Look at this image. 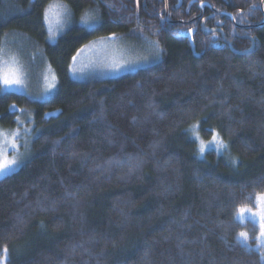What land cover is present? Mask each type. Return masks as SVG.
I'll use <instances>...</instances> for the list:
<instances>
[{
    "label": "trees",
    "instance_id": "1",
    "mask_svg": "<svg viewBox=\"0 0 264 264\" xmlns=\"http://www.w3.org/2000/svg\"><path fill=\"white\" fill-rule=\"evenodd\" d=\"M54 1L71 12L50 43L44 16ZM181 1L167 0L169 19L202 11L224 37L214 42L200 21L170 26L183 35L162 29L164 0H0V49L25 36L58 79L47 100L0 91V124L15 125V105L36 131L30 158L0 178L5 264H264L253 248L257 225L236 218L264 193V25L236 29L199 8L207 2L237 23H259L261 0ZM244 33L254 46L240 54L251 46ZM110 35L150 39L156 60L73 78L78 50ZM195 124L225 150L200 155L188 130Z\"/></svg>",
    "mask_w": 264,
    "mask_h": 264
},
{
    "label": "rangeland",
    "instance_id": "2",
    "mask_svg": "<svg viewBox=\"0 0 264 264\" xmlns=\"http://www.w3.org/2000/svg\"><path fill=\"white\" fill-rule=\"evenodd\" d=\"M69 7L60 1H54L45 12L44 22L48 32V41L55 43L58 36L66 28L70 21ZM4 42L0 49V91L16 92L24 94L35 100H47L56 92L58 79L55 70L47 56L40 48L34 47L23 35H12ZM156 51V52H155ZM158 51L148 38L106 36L95 39L78 50L70 64V74L75 79L106 78L117 76L136 68L147 66L156 60ZM18 80L19 83L4 84V78ZM11 111L17 112L15 125L13 127L0 124V161L16 160V164L0 173V178L17 170L31 156V141L36 135L32 116L29 112L18 109L12 105ZM191 136L197 141L199 154L208 150L222 153L225 145L218 135L211 132L210 137H201L199 128L195 124L189 129ZM213 136L216 140L213 141ZM204 151L201 152V145ZM264 194V193H263ZM250 212H256L255 208L243 207ZM239 213L237 212L236 218ZM240 222L251 221L259 228V221L255 222L248 213L238 219ZM257 235L255 249L264 251V237ZM243 245L250 247L249 241ZM0 264H5V258L0 259Z\"/></svg>",
    "mask_w": 264,
    "mask_h": 264
},
{
    "label": "flooded vegetation",
    "instance_id": "3",
    "mask_svg": "<svg viewBox=\"0 0 264 264\" xmlns=\"http://www.w3.org/2000/svg\"><path fill=\"white\" fill-rule=\"evenodd\" d=\"M137 1V0H136ZM165 1V0H164ZM181 1V0H180ZM262 1V0H261ZM261 1H260V4H259V10H260V12L262 13V20H263V17H264V2H263V4H262V6H261ZM182 2V1H181ZM204 3V2H203ZM181 4V3H180ZM179 4V5H180ZM200 4H202V3H200ZM199 4V5H200ZM167 5H168V3H167ZM179 5H176V7L178 8L179 7ZM205 6H203L202 7V9L201 10H203V8H204ZM164 10H165V7H164ZM200 13V12H199ZM199 13L197 14V15H195L194 17H196V16H198L199 15ZM201 13H202V11H201ZM168 14H169V8H168ZM168 14H167V17H165V14H164V19H165V24H161V28L162 29H165L166 27H168V28H172V27H170V26H172V25H174V24H182L181 23V21L180 20H175V21H178V22H174V20H171V19H169L168 18ZM233 16V15H232ZM194 17H192V18H190V19H193ZM227 17V16H226ZM205 18V16H204V14L202 13V17L201 18H197V19H195V20H193V22H195V21H200L199 22V29H200V32L202 31H204V33H207L206 31H205V29H210V30H212L211 32H208V33H211V34H209V35H211V36H213L212 37V40L214 41V42H216L217 43V35H220V37H224V34H223V32H221L220 30H219V26L217 25V24H213V26L212 27H209V26H207V25H205V23L208 21V19H206L205 18V20H204V22H203V24H202V20ZM229 18V17H228ZM189 19V20H190ZM230 19V18H229ZM262 20L260 21V22H262ZM171 21H173L174 23H171ZM192 22V23H193ZM230 22L232 23V25L236 28V29H240V30H244V31H246V30H251V29H256V28H250V29H245V28H240V27H237V25H241V26H247V25H255V24H258V23H247V24H243V23H237L235 20H234V18H233V21L230 19ZM259 22V23H260ZM191 24V23H190ZM182 25H184V24H182ZM186 25V24H185ZM189 25V24H188ZM165 27V28H164ZM168 28H167V30H168ZM187 29H189L188 31H187V33H188V35H190L189 34V31L191 30L192 31V34H193V30L192 29H190V28H187ZM166 30V29H165ZM159 31V30H158ZM171 31H173V33L175 34V35H183V31L180 29V28H172V30ZM186 31H184V32H186ZM197 31V30H196ZM191 34V35H192ZM190 35V36H191ZM242 35V37H244L245 39H247L248 41H250L251 42V46H252V44H253V46H254V40H253V37L252 36H250V35H247V33L245 34H241ZM250 46V47H251Z\"/></svg>",
    "mask_w": 264,
    "mask_h": 264
},
{
    "label": "snow or ice",
    "instance_id": "4",
    "mask_svg": "<svg viewBox=\"0 0 264 264\" xmlns=\"http://www.w3.org/2000/svg\"><path fill=\"white\" fill-rule=\"evenodd\" d=\"M75 59V57H74ZM14 83H19L18 80H12L9 79L7 76L4 78V84L5 85H10V84H14ZM216 140V137L213 136V141ZM204 151V146L203 144L201 145V152ZM16 164V160H7L4 159L2 161H0V173H3L4 171H6L7 169H9L10 167H12L13 165ZM256 207H257V211L256 212H250L249 209L246 208H239L238 209V219L242 218L245 213H248L250 215L251 218H253V221L255 222L256 218H258L259 221V228H260V236L264 237V194H258L256 197ZM239 237L241 240H243L245 243L247 242V238L248 235L245 232H240ZM6 253V249L4 250ZM262 259H264V257H262Z\"/></svg>",
    "mask_w": 264,
    "mask_h": 264
},
{
    "label": "water",
    "instance_id": "5",
    "mask_svg": "<svg viewBox=\"0 0 264 264\" xmlns=\"http://www.w3.org/2000/svg\"><path fill=\"white\" fill-rule=\"evenodd\" d=\"M264 0L261 1V6L263 4ZM205 6L207 8H209L211 11L215 12V13H218V14H221V15H224V16H227L229 17L232 21H233V16L231 13H228V12H225V11H219V10H216L215 8H212L209 3L207 2H204L202 4L199 5V8L202 9V7ZM167 14H168V5H167V0H165V17H167ZM202 17V13L200 12L198 16L194 17L193 19H190L188 21H181L182 24H190L193 20L197 19V18H201ZM205 18L202 20V24L204 22ZM174 22H178V21H174ZM173 21H171V23H174ZM264 25V17H263V20L262 22L258 23V24H255V25H247V26H241V25H237V27H240V28H245V29H250V28H258V27H261ZM205 31L208 33V32H211L212 30L210 29H205ZM189 34L191 35L192 34V31L190 30L189 31ZM253 48V44L252 46L246 50V51H242V52H238V53H246L248 51H250L251 49Z\"/></svg>",
    "mask_w": 264,
    "mask_h": 264
},
{
    "label": "bare ground",
    "instance_id": "6",
    "mask_svg": "<svg viewBox=\"0 0 264 264\" xmlns=\"http://www.w3.org/2000/svg\"><path fill=\"white\" fill-rule=\"evenodd\" d=\"M215 13V12H214ZM218 14V13H217Z\"/></svg>",
    "mask_w": 264,
    "mask_h": 264
}]
</instances>
